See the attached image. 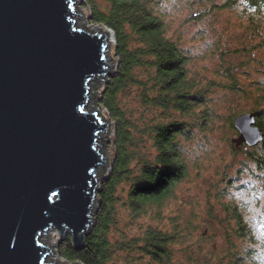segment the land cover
Masks as SVG:
<instances>
[{
  "label": "rangeland",
  "instance_id": "374dc122",
  "mask_svg": "<svg viewBox=\"0 0 264 264\" xmlns=\"http://www.w3.org/2000/svg\"><path fill=\"white\" fill-rule=\"evenodd\" d=\"M71 1L79 13L73 16L75 28L101 33L104 26L91 22L85 0ZM143 1L162 22L165 36L183 53L186 87L194 98L185 112L171 105L158 107L151 102L155 85L147 68H136L139 83L118 97L131 118V149L136 158L131 178L122 181L114 193L107 235L112 264H158L145 252L148 229L176 237L170 259L163 264H231L234 258L237 264H264V140L239 148L231 140L237 135L232 125L236 115L259 112L264 123V18L243 1L234 5L226 4L227 0ZM94 3L103 11L109 6L107 0ZM105 42L107 81L118 61L115 37ZM106 81L90 79L86 102L88 112L95 111L107 122L97 141L107 164L104 169L100 164L94 174L95 206L88 230L95 223L97 194L114 158V125L99 106ZM172 122L178 123L176 144L186 175L162 204L133 213L127 194L133 180L140 177L141 159L153 160L157 153L152 144L154 126ZM45 233L41 239L53 250L48 261L66 264L58 253L64 237L53 227Z\"/></svg>",
  "mask_w": 264,
  "mask_h": 264
},
{
  "label": "water",
  "instance_id": "95a60500",
  "mask_svg": "<svg viewBox=\"0 0 264 264\" xmlns=\"http://www.w3.org/2000/svg\"><path fill=\"white\" fill-rule=\"evenodd\" d=\"M72 2L0 0V264H52L46 230L70 235L75 249L90 231L107 122L86 102L90 79L106 81L114 34L75 28ZM255 120L233 119L236 147L262 141Z\"/></svg>",
  "mask_w": 264,
  "mask_h": 264
},
{
  "label": "trees",
  "instance_id": "16d2710c",
  "mask_svg": "<svg viewBox=\"0 0 264 264\" xmlns=\"http://www.w3.org/2000/svg\"><path fill=\"white\" fill-rule=\"evenodd\" d=\"M243 1L264 18V0H227L234 5ZM90 8L91 22L110 29L115 37L117 67L102 90L99 106L114 125V158L110 172L98 191V209L95 223L84 237L81 248L75 249L71 236L67 235L59 247V255L67 263L112 264L108 232L110 214L113 210L114 193L117 186L131 178V164L135 152L131 149V118L126 115L118 97L130 86L139 83L136 68L151 70L154 93L149 96L160 108L172 106L185 112L190 99L186 87V59L176 43L167 38L162 22L143 0H107L108 9H99L94 0H85ZM157 91V94L155 92ZM145 98H147L145 96ZM256 125L264 131L260 113L255 112ZM154 126L152 144L156 150L153 160H142L140 177L134 179L127 194V205L131 212L142 213L148 205H160L174 193V186L186 175V169L176 144L177 124ZM239 224V223H238ZM242 226V225H240ZM145 252L158 264L170 259V246L175 243L174 234L148 229L145 232ZM233 262V263H232ZM231 264H237L236 258Z\"/></svg>",
  "mask_w": 264,
  "mask_h": 264
},
{
  "label": "bare ground",
  "instance_id": "6f19581e",
  "mask_svg": "<svg viewBox=\"0 0 264 264\" xmlns=\"http://www.w3.org/2000/svg\"><path fill=\"white\" fill-rule=\"evenodd\" d=\"M104 29L105 30H107L105 27H104ZM102 31V29L101 30H99V32H101ZM108 31V30H107ZM102 33V32H101ZM105 37H107V38H105V40L107 41V44L109 43V42H111L112 40H113V37L111 36V33L108 31V35H105ZM110 75H113V74H110ZM107 82H108V79H107ZM256 122V121H255ZM49 244V243H48ZM49 247H51V245L49 244ZM50 251L52 252L53 250L52 249H50ZM53 255V254H52ZM50 260H51V258H50ZM55 263H57V264H65V262L63 261H61V260H55L54 261ZM67 264V263H66ZM69 264H73V263H69Z\"/></svg>",
  "mask_w": 264,
  "mask_h": 264
}]
</instances>
